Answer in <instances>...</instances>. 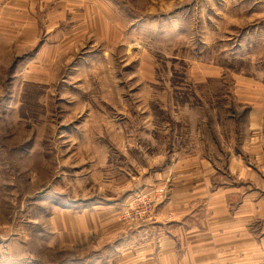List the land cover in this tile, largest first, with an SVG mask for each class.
<instances>
[{"label": "rangeland", "instance_id": "obj_1", "mask_svg": "<svg viewBox=\"0 0 264 264\" xmlns=\"http://www.w3.org/2000/svg\"><path fill=\"white\" fill-rule=\"evenodd\" d=\"M93 3L87 24L61 25L76 38L64 66L53 39L38 67L24 57L36 47L0 46V264H119L108 216L80 234L81 211L196 148L247 153L249 101H264V0Z\"/></svg>", "mask_w": 264, "mask_h": 264}, {"label": "crops", "instance_id": "obj_2", "mask_svg": "<svg viewBox=\"0 0 264 264\" xmlns=\"http://www.w3.org/2000/svg\"><path fill=\"white\" fill-rule=\"evenodd\" d=\"M93 6V0H0V46L36 47L24 57H31L32 67H38L49 58L44 41L53 39L59 43L51 47V63L64 66L60 53L76 38L61 25L75 17L85 20L84 26L91 17L87 8ZM47 24L53 27L45 33ZM196 76L205 77V70ZM245 116L247 153L221 159L200 147L170 158L160 168L149 166L143 174L133 173L130 179L122 175L121 199L93 203L71 225L81 220L77 232L88 233L93 227L87 218L107 215L106 226L115 230L108 244L119 264H264V101H249ZM164 186L168 199L150 220L129 227L120 221L131 197Z\"/></svg>", "mask_w": 264, "mask_h": 264}, {"label": "built area", "instance_id": "obj_3", "mask_svg": "<svg viewBox=\"0 0 264 264\" xmlns=\"http://www.w3.org/2000/svg\"><path fill=\"white\" fill-rule=\"evenodd\" d=\"M168 199L165 187L152 188L131 197L122 211V218L129 225L151 219L154 209Z\"/></svg>", "mask_w": 264, "mask_h": 264}]
</instances>
